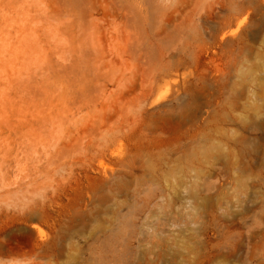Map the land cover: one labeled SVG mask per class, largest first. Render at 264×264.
<instances>
[{
    "label": "rangeland",
    "instance_id": "obj_1",
    "mask_svg": "<svg viewBox=\"0 0 264 264\" xmlns=\"http://www.w3.org/2000/svg\"><path fill=\"white\" fill-rule=\"evenodd\" d=\"M0 264H264V0H0Z\"/></svg>",
    "mask_w": 264,
    "mask_h": 264
}]
</instances>
